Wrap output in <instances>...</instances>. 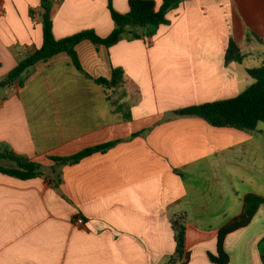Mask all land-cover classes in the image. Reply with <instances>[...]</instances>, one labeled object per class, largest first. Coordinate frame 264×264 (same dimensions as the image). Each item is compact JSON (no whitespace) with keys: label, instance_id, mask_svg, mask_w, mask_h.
<instances>
[{"label":"crops","instance_id":"1","mask_svg":"<svg viewBox=\"0 0 264 264\" xmlns=\"http://www.w3.org/2000/svg\"><path fill=\"white\" fill-rule=\"evenodd\" d=\"M50 1L57 40L115 29L110 0ZM129 3L113 7L127 14ZM41 13V0H0V83L42 48ZM167 19L151 38L137 30L140 39L111 48L78 45L89 77L61 54L32 68L22 87L0 91V148L43 174L24 181L0 172V264H168L176 219L186 225L187 264H213L219 231L242 215L245 197L264 198V124L247 133L175 114L254 84L248 70L264 67V0H184ZM231 42L243 63L227 62ZM113 69L126 76L120 110L119 95L95 82ZM110 144L75 164L53 160ZM263 240L261 207L226 238L229 264H264Z\"/></svg>","mask_w":264,"mask_h":264},{"label":"trees","instance_id":"2","mask_svg":"<svg viewBox=\"0 0 264 264\" xmlns=\"http://www.w3.org/2000/svg\"><path fill=\"white\" fill-rule=\"evenodd\" d=\"M184 0H163L158 9L153 0H130V11L127 14L118 13L113 7V0L109 1V10L115 29L107 38L99 37L93 31H86L63 40H57L53 32V5L50 0H41V21L43 26L44 42L42 48L34 55L21 61L18 67L12 71L7 79L0 83V91L10 85L22 87L32 68L40 62H48L54 57L67 54L72 59L75 67L89 77L79 60L76 48L85 41H90L95 45L111 48L118 44L125 36H131L132 39H140L141 36L135 33L137 30L145 31V36L151 38L156 35L161 26L168 25L167 15L174 9H177ZM34 16V13H32ZM244 57L234 42L230 43L227 52V62L243 63ZM249 76L254 80L246 91L238 97L209 103L201 106H195L176 112L181 117H198L205 120L215 128H229L247 133L257 131L260 124H264V67L248 70ZM95 82L109 90H114L119 99L114 101L118 109H122V100L127 98L125 89L126 76L122 69H113L111 79H97ZM124 107V106H123ZM129 119L128 117L126 118ZM114 144L89 149L76 156L59 159H53L60 164H75L82 159L100 151L109 149ZM0 161L13 163V168H3L0 166V172L20 179L30 180L41 177V167L26 159L17 156L9 149L0 148ZM60 183V177L55 178ZM264 208V198L256 195H249L244 199V210L240 217L226 224L218 234V253L217 256L209 254V260L213 264H229L230 257L224 250L226 238L238 231H241L251 225L259 209ZM173 230L175 231L176 252L168 264H187L190 261V254L186 250V225L184 220L176 219L173 221ZM264 252V240L261 242Z\"/></svg>","mask_w":264,"mask_h":264},{"label":"built area","instance_id":"3","mask_svg":"<svg viewBox=\"0 0 264 264\" xmlns=\"http://www.w3.org/2000/svg\"><path fill=\"white\" fill-rule=\"evenodd\" d=\"M77 223H78L79 225H84V221H83V220H79Z\"/></svg>","mask_w":264,"mask_h":264},{"label":"rangeland","instance_id":"4","mask_svg":"<svg viewBox=\"0 0 264 264\" xmlns=\"http://www.w3.org/2000/svg\"><path fill=\"white\" fill-rule=\"evenodd\" d=\"M264 127V126H263ZM264 129V128H263ZM264 162V161H263ZM244 189V188H243Z\"/></svg>","mask_w":264,"mask_h":264}]
</instances>
